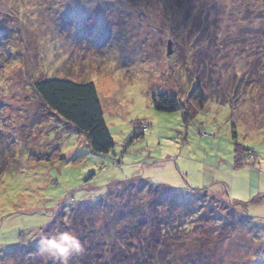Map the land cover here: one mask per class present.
Here are the masks:
<instances>
[{
	"label": "rangeland",
	"instance_id": "rangeland-1",
	"mask_svg": "<svg viewBox=\"0 0 264 264\" xmlns=\"http://www.w3.org/2000/svg\"><path fill=\"white\" fill-rule=\"evenodd\" d=\"M237 1L0 0V151L13 152L0 179V264H20L8 254L63 209L134 178L207 188L204 219L218 201L215 213L238 225L210 264H264V200L247 211L230 202L264 193V54L245 38L257 8ZM190 75L202 76L206 107L188 123L182 110L158 111L153 96L186 97ZM46 77L95 83L109 154L41 105L34 83Z\"/></svg>",
	"mask_w": 264,
	"mask_h": 264
},
{
	"label": "trees",
	"instance_id": "trees-1",
	"mask_svg": "<svg viewBox=\"0 0 264 264\" xmlns=\"http://www.w3.org/2000/svg\"><path fill=\"white\" fill-rule=\"evenodd\" d=\"M199 3L193 5L197 14H201L203 9ZM242 3L246 4V9L250 8L249 3H254L257 8V15L250 20L254 24L250 31L252 35L245 38H252L251 42L258 43L254 52L260 49L264 54V0H242ZM241 7L244 6L241 4ZM207 19L208 15L204 20ZM3 32L0 34L1 39L5 37ZM10 49L8 55L14 54ZM189 77L195 86L186 97L171 93L153 96L158 111L170 113L182 110L187 123L194 120L211 97L206 93L202 76L194 79L191 75ZM34 89L41 105L57 119L64 120L84 135L93 153L111 152L115 144L105 122L94 82L46 77L37 80ZM139 126L142 127L141 123L135 126L134 138L143 135L137 129ZM2 149L0 179L7 171L13 153L10 148ZM240 150L238 146L237 151ZM200 192L208 197L207 188L179 191L166 185H153L146 179L134 178L109 185L105 196L99 200L63 209L39 234L48 240L58 239L60 233L67 232L79 241L82 250L74 252L68 264H210L213 255L217 254L231 234L234 235L238 225L235 221H225L222 212L215 213V203L218 201L212 204L208 217L204 219L202 212L207 203L202 200ZM212 196L209 198H216L214 194ZM263 200L264 193L260 192L249 202L237 198L230 202L233 207L241 206L247 211L249 203L257 205ZM219 227H228L229 231ZM221 234L225 235L220 239ZM40 237L26 247L15 248L7 258L14 256L20 264H61L58 256L47 260V252L42 253L40 250ZM211 242L216 244V248L210 250ZM22 257L24 259L20 262Z\"/></svg>",
	"mask_w": 264,
	"mask_h": 264
},
{
	"label": "clouds",
	"instance_id": "clouds-1",
	"mask_svg": "<svg viewBox=\"0 0 264 264\" xmlns=\"http://www.w3.org/2000/svg\"><path fill=\"white\" fill-rule=\"evenodd\" d=\"M41 252H47L53 257H59L61 264H68L70 256L79 253L81 245L79 241L69 233H60L58 239H48L41 242Z\"/></svg>",
	"mask_w": 264,
	"mask_h": 264
},
{
	"label": "water",
	"instance_id": "water-1",
	"mask_svg": "<svg viewBox=\"0 0 264 264\" xmlns=\"http://www.w3.org/2000/svg\"><path fill=\"white\" fill-rule=\"evenodd\" d=\"M171 46H172V42L169 41V42H168V52H167L168 55H172V54H173V51H172V49H171Z\"/></svg>",
	"mask_w": 264,
	"mask_h": 264
}]
</instances>
